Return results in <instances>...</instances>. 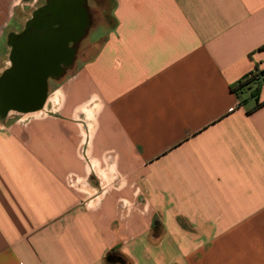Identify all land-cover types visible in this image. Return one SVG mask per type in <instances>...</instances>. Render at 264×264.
I'll use <instances>...</instances> for the list:
<instances>
[{"label": "crops", "instance_id": "1", "mask_svg": "<svg viewBox=\"0 0 264 264\" xmlns=\"http://www.w3.org/2000/svg\"><path fill=\"white\" fill-rule=\"evenodd\" d=\"M91 2L42 109L0 116V264H264V0Z\"/></svg>", "mask_w": 264, "mask_h": 264}, {"label": "flooded vegetation", "instance_id": "2", "mask_svg": "<svg viewBox=\"0 0 264 264\" xmlns=\"http://www.w3.org/2000/svg\"><path fill=\"white\" fill-rule=\"evenodd\" d=\"M83 1L45 0L34 9L23 30L8 35L11 66V61H14V67H18L31 58L52 72L49 84L71 70L77 61L82 41L89 36L95 16L88 5L92 0ZM82 7L87 10L86 22L82 19ZM79 34H82V38ZM61 70L63 74L59 73ZM10 91L14 99L28 102L35 99L31 87L26 84L13 82Z\"/></svg>", "mask_w": 264, "mask_h": 264}, {"label": "water", "instance_id": "3", "mask_svg": "<svg viewBox=\"0 0 264 264\" xmlns=\"http://www.w3.org/2000/svg\"><path fill=\"white\" fill-rule=\"evenodd\" d=\"M83 2L81 0V3ZM82 9V19L86 22L87 10L83 7ZM79 35L82 38V34ZM11 62L12 66L0 77V116H6L12 111L24 114L41 110L47 98L49 78L52 72L41 67L37 61L34 62L31 58H28L23 66L14 67V61ZM59 73L63 74L64 72L61 70ZM13 82L29 85L31 93L35 94V99L29 102L14 99L15 96L10 91V85Z\"/></svg>", "mask_w": 264, "mask_h": 264}, {"label": "rangeland", "instance_id": "4", "mask_svg": "<svg viewBox=\"0 0 264 264\" xmlns=\"http://www.w3.org/2000/svg\"><path fill=\"white\" fill-rule=\"evenodd\" d=\"M45 0H24V4L18 8L16 12L15 21L13 24L8 28V32L10 31H21L27 24V21L29 18H31V15L33 13V10L36 9L39 5L43 4ZM92 2H89L88 5L91 7ZM93 6V5H92ZM93 10V8L91 7ZM96 13V12H95ZM17 23V24H16ZM94 38V33L92 32L90 34V37L88 36L86 39L82 41V45L84 43H88L90 39ZM89 39V40H88ZM8 42V35H6L0 44V50L3 49L0 53V76L5 72V67H10L11 63L9 62L8 56H9V48L7 45Z\"/></svg>", "mask_w": 264, "mask_h": 264}, {"label": "trees", "instance_id": "5", "mask_svg": "<svg viewBox=\"0 0 264 264\" xmlns=\"http://www.w3.org/2000/svg\"><path fill=\"white\" fill-rule=\"evenodd\" d=\"M110 261H115L116 259L113 256H109Z\"/></svg>", "mask_w": 264, "mask_h": 264}]
</instances>
